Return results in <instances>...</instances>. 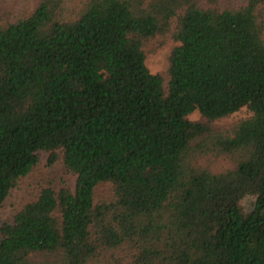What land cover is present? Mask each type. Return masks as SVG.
I'll list each match as a JSON object with an SVG mask.
<instances>
[{
    "label": "trees",
    "instance_id": "trees-1",
    "mask_svg": "<svg viewBox=\"0 0 264 264\" xmlns=\"http://www.w3.org/2000/svg\"><path fill=\"white\" fill-rule=\"evenodd\" d=\"M34 1L0 12V209L42 159L75 182L0 215V264H264V0Z\"/></svg>",
    "mask_w": 264,
    "mask_h": 264
},
{
    "label": "rangeland",
    "instance_id": "rangeland-1",
    "mask_svg": "<svg viewBox=\"0 0 264 264\" xmlns=\"http://www.w3.org/2000/svg\"><path fill=\"white\" fill-rule=\"evenodd\" d=\"M34 2V0H0V12L5 11V15L7 16L19 15L30 9ZM153 44L154 42H152L146 49L147 64L153 73L165 74L168 65V55L174 46V42L172 40H167L165 44L156 47L155 44ZM248 114L249 111L244 108L232 114L230 117L218 121L217 124H227L241 117H245ZM200 117L198 111H194L190 115V118L194 120H198ZM74 182L75 177L66 173L64 170L62 159L56 162L52 167H49L45 159H42L32 173L21 179L18 186L13 188L10 196L6 199L0 209V215L3 219L10 218L20 206L34 199L43 187L71 186ZM101 193L106 194L107 190L104 187H101ZM251 203V198H247L243 201V205L247 209H250Z\"/></svg>",
    "mask_w": 264,
    "mask_h": 264
}]
</instances>
